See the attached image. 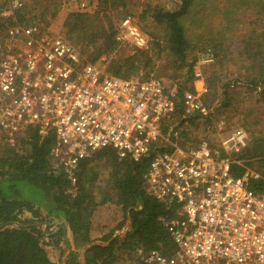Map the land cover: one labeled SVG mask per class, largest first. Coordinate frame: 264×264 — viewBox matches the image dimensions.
I'll list each match as a JSON object with an SVG mask.
<instances>
[{"label": "built area", "instance_id": "1", "mask_svg": "<svg viewBox=\"0 0 264 264\" xmlns=\"http://www.w3.org/2000/svg\"><path fill=\"white\" fill-rule=\"evenodd\" d=\"M23 2L9 0L0 17L9 18ZM118 29L137 48L146 46L131 18H123ZM21 37L27 45L16 47ZM211 56L204 52L194 67L192 91L179 97L176 87L158 78L107 75L85 62L64 38L33 39L14 22L0 45V142L13 146L31 129L40 138L51 136L53 169L62 170L71 182L79 162L97 151L108 149L118 158L137 161L157 150L144 176L145 187L173 212L163 221L174 248L166 255L136 248L127 264H264V192L248 187L260 174L237 158L247 146L246 132L236 128L217 143L207 137L192 146L189 140L181 144V130L171 126L162 132L178 105L183 126L187 119H210L198 65L211 63ZM233 166L241 168L238 176Z\"/></svg>", "mask_w": 264, "mask_h": 264}, {"label": "trees", "instance_id": "2", "mask_svg": "<svg viewBox=\"0 0 264 264\" xmlns=\"http://www.w3.org/2000/svg\"><path fill=\"white\" fill-rule=\"evenodd\" d=\"M129 1L97 0L91 12L67 14L62 24L64 39L78 50L85 62L93 63L102 55L107 56L116 46L110 13L116 9L120 14L126 12L124 9ZM8 2L0 0V12L7 8ZM175 2L177 7L173 10L144 5L140 20L142 23L149 21L154 28L153 32H149V49L122 61L111 57L107 61V71L113 76L128 79L153 64L154 59L161 58L169 59L179 69L184 68L188 64L186 58L198 45V48L212 54L213 61L207 66L222 87L219 92L209 85L211 83H205L207 91L202 98L211 110V118L212 113L224 110L232 101L229 94L232 80L216 76L228 65L227 56L231 49L226 43L227 38L239 31L240 24L248 22L252 27L249 30L251 36L238 51L244 59L241 66L248 61L249 71L246 70L245 79L238 82L246 90L254 92L255 97L264 100V0ZM24 3L14 9L9 18L0 17V25L21 21L25 14ZM201 26L206 29L194 31ZM191 66V63L188 64L182 80L189 78ZM184 88H178L179 97L184 91H192ZM180 114L178 105L170 124L162 125L163 133L171 126L176 130L199 125L197 118H192L187 119L183 127ZM175 121L177 125L173 126ZM187 135L180 131L178 138L182 145L189 140ZM51 140V136L40 138L31 129L25 137L20 136L13 146L3 143L0 150V264H119V252L129 254L136 248L154 249L164 255L172 252L174 247L163 220L171 217L173 212L154 200L145 187L144 176L157 150L137 161L129 157L118 158L112 150L97 151L79 162L75 182H71L62 170L53 169ZM202 140L206 138L202 137L194 145ZM250 147L252 149L245 148L237 158L246 160L247 166L252 161L263 168L261 173L258 172L259 179L248 182L250 190L262 193L264 136L255 139ZM100 159L106 163L107 173L104 179L97 181L99 171L96 162ZM232 172L238 176L241 168L233 166ZM109 205L117 208L123 219L98 240H92L90 232L95 212ZM126 223L128 229L122 235H115ZM61 243L68 253L64 259L54 261L49 248L58 250ZM80 250L83 252L79 253Z\"/></svg>", "mask_w": 264, "mask_h": 264}, {"label": "rangeland", "instance_id": "3", "mask_svg": "<svg viewBox=\"0 0 264 264\" xmlns=\"http://www.w3.org/2000/svg\"><path fill=\"white\" fill-rule=\"evenodd\" d=\"M24 2V4H26L23 6V10L25 11V14H23L24 17H22L21 21L14 22L21 25L22 28L25 29V32L30 31V38L33 37V39H35L42 35L43 37L48 36L50 38L57 36L65 38L62 24L67 14L71 12H91L94 10L97 0H89V4L78 0H24ZM8 4L10 3L8 2ZM145 4H150L152 7H162L166 10H173L177 7V2H175V0H130L129 4H127L124 9L126 12H122L120 14L118 11L119 9L112 11L110 16L112 26H114L115 29V49L107 56L104 54L98 58L97 61L93 62L103 73L111 75L110 72L107 71V61L110 60L111 57L122 61L123 59L136 56L138 54L137 52L139 51H145L149 49V32H153L154 28L149 21L142 23L139 17ZM126 17L131 18L134 24L142 32L146 41V46L144 48H137L130 41L127 34L118 29V25L121 20ZM10 25L8 23H2L0 25V45L4 37V32ZM197 28L198 29H195L194 31L198 30V32H200L206 29V27L203 26ZM191 29H193V27ZM249 30L251 31L252 27L248 24V22H246L244 24H240L239 31L237 33H233L228 36V41L226 43L231 49L229 55L227 56L228 65L218 71V74L216 75L218 78H224V76H226L229 80H232L230 81L231 88L229 90V94L232 97L230 105L225 107L224 110L212 113L213 115L207 120V123L203 121L201 123V121H199L197 122L199 123L197 127L192 125L186 129H182L181 127L177 128L178 130L188 133L187 137L189 140H191L190 143H188L189 146H192V144L194 145V143L200 140L202 137H209V143H217L219 140L227 138L228 134L236 128L243 129L248 136L247 146L245 148L252 149L250 146L254 140L264 136V100L259 99V97H255L254 92L246 90L245 86H242L238 82V80L241 81V79H245V76L247 75L246 70L249 71V69H247L249 64L248 61L245 60L246 66H241V60L244 59L241 58L242 54L238 51L241 45L245 44L248 40V37L251 36L249 35ZM24 40V37H21L20 41L17 40L19 45L16 47H24L27 45V40ZM198 47L199 46L196 45L197 49L188 55V58H186V60H188V64H192L191 72L187 80H182L181 77L184 78L183 76L188 64L187 66H184V68L181 67L179 69L167 58L154 59L153 64H149L145 68L140 69L132 77L158 78L163 80L164 83L170 88L176 87L178 89L180 86H184L185 90H190L193 88L194 84V67L197 65L196 63L203 56L204 52L208 51H204ZM92 51L93 50L90 52L92 53ZM207 65L208 64L204 63H199L198 65L204 82L206 84H208L207 82L211 83L209 85L213 86L217 91L220 92L222 88L220 87V82L212 76V70H210ZM214 104V106H216L217 99H215ZM3 145L4 144H1L0 142V150ZM250 162L251 164L248 165L249 168L255 170L256 172H262L263 168L258 166L255 162ZM96 163L98 164L97 169L99 171V177L97 178V181H100V179H104L106 176L107 165L102 159ZM121 216V212L112 205L97 209L94 216L95 221L92 223L90 238L92 240H98L101 235H103L109 229L115 227L116 224L123 219ZM63 249V243L60 244L58 250L49 248L51 259L54 261L64 259L65 255L68 253V250ZM61 251L63 253L62 255H60ZM81 252L83 251L80 250L79 253ZM131 253L132 252L127 254L125 251L122 253L119 252V264H127L126 257H128V255L130 256ZM132 255L133 254H131V256Z\"/></svg>", "mask_w": 264, "mask_h": 264}]
</instances>
